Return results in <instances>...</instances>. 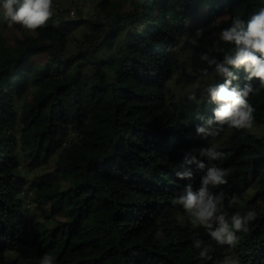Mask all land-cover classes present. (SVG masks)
<instances>
[{
  "label": "trees",
  "instance_id": "1",
  "mask_svg": "<svg viewBox=\"0 0 264 264\" xmlns=\"http://www.w3.org/2000/svg\"><path fill=\"white\" fill-rule=\"evenodd\" d=\"M131 4L133 11L124 14L112 0L96 4L108 28L53 10L46 27L19 40L14 56L0 42V264H40L48 254L51 264H264V137L231 128L226 140L207 143L228 126L215 122L218 104L205 89L231 79L216 67L236 46L221 41L206 53L212 83L194 89L192 103L178 104L168 86L182 38L204 30L201 39L211 27L222 31L236 16L246 25L264 0ZM1 16L2 8L0 24ZM83 26L92 31L87 49L66 56L68 38ZM44 53L49 59L37 64L34 58ZM229 68L239 91L259 87L243 66ZM248 100L254 123L264 122V89ZM20 138L30 150L29 172L57 156L54 171L28 188L19 171ZM213 167L231 171L226 184L207 185L206 198L223 202L229 222L246 208L257 213L234 246L217 245L203 227L185 224L183 204L174 203L189 190L198 193ZM62 180L69 181L67 189ZM234 195L238 203L230 207ZM32 208L42 220L28 216ZM209 246L211 259H201Z\"/></svg>",
  "mask_w": 264,
  "mask_h": 264
},
{
  "label": "clouds",
  "instance_id": "2",
  "mask_svg": "<svg viewBox=\"0 0 264 264\" xmlns=\"http://www.w3.org/2000/svg\"><path fill=\"white\" fill-rule=\"evenodd\" d=\"M0 8L3 9V18L8 27L19 25L29 32L46 27L54 14L53 0H2ZM199 34L198 31L197 35ZM220 39L225 44H234L236 48L232 54L225 56L222 64H218L216 67L220 76L231 77V79H226L221 84L209 85L205 89L218 104L214 110V120L220 125L226 124L229 128L236 130L251 129L255 120L253 116L255 109L249 103L248 97L250 93L253 94L264 89V5L251 14L246 25L240 16L231 18L230 26L220 32ZM174 50L171 47L168 49V51ZM229 66L235 68L243 66L248 73L247 80L251 81L253 78L259 80V87L253 89L251 85H246L243 91L233 87L232 80L237 77L233 76ZM189 99H195L194 93L189 96ZM208 123L211 124L213 121L209 120ZM197 132L208 134L203 127H198ZM212 135H219V133H212ZM209 155L215 159L219 153L213 150L209 152ZM230 171L231 169L218 167L209 168L207 175L203 178L204 187L198 193L194 194L189 190L186 196L181 197L179 201H174V203L183 204L189 213L190 223L193 227H203L209 237L220 246L237 244L239 239L237 233L248 231V224L257 216L255 210L242 206L246 208V211L243 214L234 212L230 216L229 222L228 213L222 211L223 202L211 197L206 198L207 185L226 184L225 177ZM236 203H238V198L234 195L229 201V206ZM218 204L221 205L220 208L217 207ZM163 235L162 229L155 233V237L158 239ZM195 247L199 248L200 242H197ZM210 249L209 246L200 251L199 257L211 259V256L207 254ZM52 258L49 254L45 255L40 264H51ZM230 264H238V261L231 260Z\"/></svg>",
  "mask_w": 264,
  "mask_h": 264
},
{
  "label": "rangeland",
  "instance_id": "3",
  "mask_svg": "<svg viewBox=\"0 0 264 264\" xmlns=\"http://www.w3.org/2000/svg\"><path fill=\"white\" fill-rule=\"evenodd\" d=\"M54 1L61 4L64 8L75 9L76 16L72 19H95L100 23H104L107 20L106 15L104 13H99L96 9V4L101 0ZM112 1L115 3L116 11L120 14L132 12L134 9L131 4V0ZM1 18L2 22L0 24V42L4 47L9 49L8 51H5V54L8 56H14L12 49L18 44L19 40L25 38L27 35H33V33L20 30L16 28V25L8 27L3 16H1ZM105 24L107 26L106 28H108L109 21L105 22ZM218 24L220 25V21L218 22ZM208 30L210 32L201 39H197V36H200L202 32H204V30L199 31V35H197V32L185 36L180 40L179 47L175 51V57L178 61L179 67L176 71L175 77L173 78V80H171L168 86L170 91L176 96V102L180 105H186L193 102L194 99H189V96L192 94V91L194 89L205 87L206 85L212 83L211 75L209 71L205 69V66L207 64L206 53L210 50H217L222 40L220 39L221 31L212 29V27L207 29V31ZM91 34L92 31L86 26L80 27L79 29L75 30L68 38V45L65 51L66 56L77 55L81 50L85 51L87 49V39ZM47 59H49V55L46 53L38 55L34 58L37 64H42ZM250 130L257 137H264V122L254 123L253 127ZM231 133L232 129L228 127L223 136L219 138L213 137L211 139H207L209 147L211 148L213 146H216L221 141L226 140L231 135ZM18 150L20 157L19 171L20 174L25 177V180L27 182L26 188H28L30 183L36 177L42 176L48 172L52 173V171H54V162L57 161V156L51 159L47 165L31 170L29 172V161L25 156L30 153V150L28 146L25 145L24 142H22V138H20ZM69 185V181H61V187L63 189H67ZM180 215L181 216L179 218L185 224L193 227L190 223L189 213L185 210L184 207L180 209ZM28 216H34L35 220H42L43 218L42 214L39 211H36V208L28 210ZM59 220L63 221V219L61 218Z\"/></svg>",
  "mask_w": 264,
  "mask_h": 264
},
{
  "label": "built area",
  "instance_id": "4",
  "mask_svg": "<svg viewBox=\"0 0 264 264\" xmlns=\"http://www.w3.org/2000/svg\"><path fill=\"white\" fill-rule=\"evenodd\" d=\"M53 5H54L53 10H59L60 12H65L70 18H74L76 16V11L73 8L72 9L64 8L62 5L55 2L54 0H53ZM32 206L33 204L29 202V207H32Z\"/></svg>",
  "mask_w": 264,
  "mask_h": 264
}]
</instances>
